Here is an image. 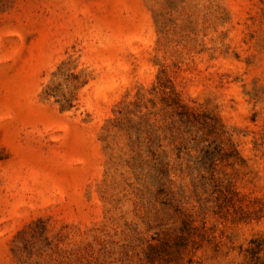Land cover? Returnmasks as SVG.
<instances>
[{
    "label": "rangeland",
    "instance_id": "obj_1",
    "mask_svg": "<svg viewBox=\"0 0 264 264\" xmlns=\"http://www.w3.org/2000/svg\"><path fill=\"white\" fill-rule=\"evenodd\" d=\"M0 264H264V0H0Z\"/></svg>",
    "mask_w": 264,
    "mask_h": 264
}]
</instances>
